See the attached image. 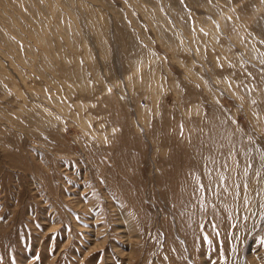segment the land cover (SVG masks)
<instances>
[{
  "label": "rangeland",
  "instance_id": "obj_1",
  "mask_svg": "<svg viewBox=\"0 0 264 264\" xmlns=\"http://www.w3.org/2000/svg\"><path fill=\"white\" fill-rule=\"evenodd\" d=\"M0 264H264V0H0Z\"/></svg>",
  "mask_w": 264,
  "mask_h": 264
}]
</instances>
